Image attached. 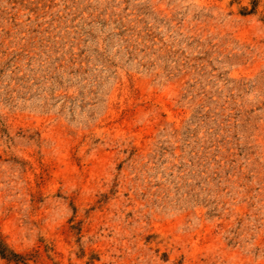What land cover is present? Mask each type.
Returning <instances> with one entry per match:
<instances>
[{"label": "rangeland", "instance_id": "1", "mask_svg": "<svg viewBox=\"0 0 264 264\" xmlns=\"http://www.w3.org/2000/svg\"><path fill=\"white\" fill-rule=\"evenodd\" d=\"M0 264H264V0H0Z\"/></svg>", "mask_w": 264, "mask_h": 264}]
</instances>
